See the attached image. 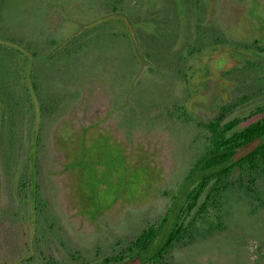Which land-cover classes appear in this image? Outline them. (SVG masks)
I'll return each mask as SVG.
<instances>
[{
  "label": "rangeland",
  "instance_id": "1",
  "mask_svg": "<svg viewBox=\"0 0 264 264\" xmlns=\"http://www.w3.org/2000/svg\"><path fill=\"white\" fill-rule=\"evenodd\" d=\"M111 1H0L5 24L46 54L31 69L42 144L37 208L15 187L26 130L15 147L0 129V264L106 254L165 212L202 150L196 119L226 103L234 116L264 102V0H117L116 9ZM84 145L90 155L101 149L102 161L87 164L81 184L73 162ZM112 164L116 180L97 185ZM121 188L137 196L114 199ZM91 195L106 206L94 208ZM220 212L223 225L177 248L169 264H264V193L253 203L235 194Z\"/></svg>",
  "mask_w": 264,
  "mask_h": 264
},
{
  "label": "trees",
  "instance_id": "2",
  "mask_svg": "<svg viewBox=\"0 0 264 264\" xmlns=\"http://www.w3.org/2000/svg\"><path fill=\"white\" fill-rule=\"evenodd\" d=\"M9 1L15 5L19 0ZM116 2L111 1V8L116 9ZM5 23L0 15V129L8 131L7 141L15 147L16 136L26 130L25 135H20L27 143L26 160L15 187L25 192V199L22 198L25 204L31 203L37 208V201L43 198L39 181L42 144L40 122L35 114L37 95L30 91L31 86L38 87L39 76L31 74V69L36 61H43L46 54H42L37 40L24 37ZM69 49L68 45L63 48L68 53ZM16 57L20 65L14 66ZM234 106L223 104L213 117L196 119L202 150L192 161L160 218L135 235L119 238L111 250L99 258L90 261L81 252L73 254L80 262L77 264H169L177 248L190 245L223 225L221 218L215 219V216H220L219 210L231 196H243L251 203L261 200V193H264V102L254 105L244 115L228 116ZM100 151L90 155L86 145L81 148L73 162L80 167L81 184L91 176L87 164L101 163ZM115 166L112 164L108 169V178L100 173L96 184L104 186L116 180ZM120 190L114 194V199L123 193L137 196L134 189ZM89 197L92 202L94 196ZM93 205L96 208L99 203L93 201ZM104 206L100 204L97 208Z\"/></svg>",
  "mask_w": 264,
  "mask_h": 264
}]
</instances>
